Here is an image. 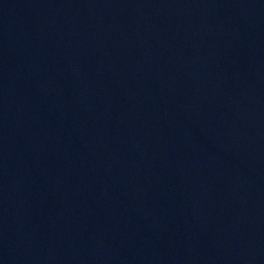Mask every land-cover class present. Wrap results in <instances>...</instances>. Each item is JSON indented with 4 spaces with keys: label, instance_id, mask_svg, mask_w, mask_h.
I'll list each match as a JSON object with an SVG mask.
<instances>
[{
    "label": "water",
    "instance_id": "water-1",
    "mask_svg": "<svg viewBox=\"0 0 264 264\" xmlns=\"http://www.w3.org/2000/svg\"><path fill=\"white\" fill-rule=\"evenodd\" d=\"M0 264H264V0H0Z\"/></svg>",
    "mask_w": 264,
    "mask_h": 264
}]
</instances>
